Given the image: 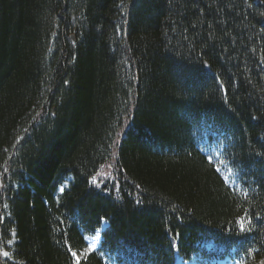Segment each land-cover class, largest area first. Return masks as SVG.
Listing matches in <instances>:
<instances>
[{
    "label": "trees",
    "instance_id": "trees-1",
    "mask_svg": "<svg viewBox=\"0 0 264 264\" xmlns=\"http://www.w3.org/2000/svg\"><path fill=\"white\" fill-rule=\"evenodd\" d=\"M180 260L264 264V0H0V264Z\"/></svg>",
    "mask_w": 264,
    "mask_h": 264
},
{
    "label": "rangeland",
    "instance_id": "rangeland-1",
    "mask_svg": "<svg viewBox=\"0 0 264 264\" xmlns=\"http://www.w3.org/2000/svg\"><path fill=\"white\" fill-rule=\"evenodd\" d=\"M107 169H109L108 172H107ZM108 174H112L109 163L107 165H105L101 169V171L94 177L93 182L95 184L101 183L105 179V177L108 176ZM98 242H99L98 240L90 241L87 249L85 251H83L80 255H78L77 259L82 260L84 257H86L91 252H93L97 248ZM178 264H188V263H184V262L180 261ZM192 264H197V263H192Z\"/></svg>",
    "mask_w": 264,
    "mask_h": 264
},
{
    "label": "snow or ice",
    "instance_id": "snow-or-ice-1",
    "mask_svg": "<svg viewBox=\"0 0 264 264\" xmlns=\"http://www.w3.org/2000/svg\"><path fill=\"white\" fill-rule=\"evenodd\" d=\"M241 227L243 228V221L241 222ZM5 256H7L8 255V253L7 252H4L3 253Z\"/></svg>",
    "mask_w": 264,
    "mask_h": 264
}]
</instances>
